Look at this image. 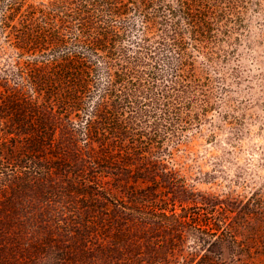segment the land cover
I'll use <instances>...</instances> for the list:
<instances>
[{
	"label": "trees",
	"instance_id": "trees-1",
	"mask_svg": "<svg viewBox=\"0 0 264 264\" xmlns=\"http://www.w3.org/2000/svg\"><path fill=\"white\" fill-rule=\"evenodd\" d=\"M242 3L0 0V264H264V204L169 166Z\"/></svg>",
	"mask_w": 264,
	"mask_h": 264
},
{
	"label": "rangeland",
	"instance_id": "rangeland-1",
	"mask_svg": "<svg viewBox=\"0 0 264 264\" xmlns=\"http://www.w3.org/2000/svg\"><path fill=\"white\" fill-rule=\"evenodd\" d=\"M242 5L237 29L221 45L215 72L208 71L213 105L189 113L194 120L177 150L182 157L169 163L181 167L184 180L199 194L195 199L215 203L222 218L232 199L237 205L247 197L264 204V0H243ZM148 230L132 226L139 236ZM259 234L258 251L264 252V230ZM186 240L189 251L196 248Z\"/></svg>",
	"mask_w": 264,
	"mask_h": 264
}]
</instances>
